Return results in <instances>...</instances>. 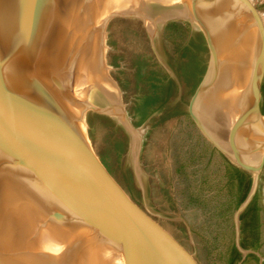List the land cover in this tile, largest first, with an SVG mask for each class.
I'll use <instances>...</instances> for the list:
<instances>
[{"label": "water", "instance_id": "obj_1", "mask_svg": "<svg viewBox=\"0 0 264 264\" xmlns=\"http://www.w3.org/2000/svg\"><path fill=\"white\" fill-rule=\"evenodd\" d=\"M213 1L224 8L219 20V30L222 32L215 36V40L205 27L196 25L191 17L184 14L159 13V26L170 18L179 17L191 25L189 41L202 32L208 49V62L190 97L187 111L227 160L251 176L252 187L235 216L236 242L245 255L247 250L239 243V217L256 192L259 167L264 161V115L259 109L264 76V22L252 0ZM68 2L50 0L49 18L46 13L43 17L46 12L44 0H0V156L5 164L7 161L14 167L10 166L11 176V171L17 169L28 177L32 190L29 192H33L32 196L45 207L46 219L42 216L43 222L46 226L50 224L48 226L56 234V237L48 235L37 223H33L34 228H30L29 232L15 229L8 234L3 231L4 219L0 214V264H180L143 208L98 160L89 135L87 113L92 111L109 116L117 126L123 128L130 149L135 145L136 125L124 109L126 125L112 115L114 104L107 94L99 92L105 107H97L72 92L71 74L79 64L76 55L80 57V51L85 54L81 58H87L92 64L90 69L98 73L103 71L106 74L104 69L113 67L107 63L102 50L106 22L115 16L146 17L141 12L133 11L132 7L110 11L101 23H94L100 32L90 35L85 44L88 45L87 49L82 48L74 53L71 45L69 48L67 46L73 34ZM175 5L185 6L187 0ZM237 17L240 18L239 25L231 31L230 37L236 41L243 35L241 21L244 20V27L259 29L263 50L260 67L248 92L249 98H244L243 94L241 102L244 106L240 109L241 116L249 115L255 119L259 135L246 137L243 131H235L239 136L237 140H241L237 143L245 145L257 156L254 168L235 160L231 152L224 148L221 138L212 133L214 129L220 132V127L203 122L196 111L207 93L211 92L217 97L221 92L224 96L220 87L208 90L219 70L220 51L228 46L224 33L227 26L232 24V19ZM143 25L153 52L158 56L155 60L150 55V60L162 67L168 77L178 84L175 70L158 55L153 43L154 31L146 22ZM32 38L34 47L24 43ZM57 40L59 47L62 46L59 52L54 50L53 45ZM108 78L117 93L116 106L120 109L119 82ZM226 99L230 104V98ZM217 109L220 111V108ZM222 111L227 112V108L223 107ZM235 151L240 153V149ZM18 195L21 201L31 200ZM14 197V194H9L6 199L10 202L16 199L17 202ZM31 202L29 205L35 206ZM21 207L30 210L29 206Z\"/></svg>", "mask_w": 264, "mask_h": 264}, {"label": "rangeland", "instance_id": "obj_2", "mask_svg": "<svg viewBox=\"0 0 264 264\" xmlns=\"http://www.w3.org/2000/svg\"><path fill=\"white\" fill-rule=\"evenodd\" d=\"M252 1L264 22V0ZM106 2L103 4L101 14L94 18L96 24L101 23L110 11L128 8L138 0H113L112 7H109L108 0ZM178 2L180 4V1ZM164 6H167V2ZM94 8L96 10V7ZM151 18L153 20L144 19L141 16H115L106 22L102 34V50L108 64H110L111 50L125 53L126 57L120 59V67H125L127 70L130 69V61L127 57L133 56L136 52L158 59L153 52L143 22H146L154 31V46L158 50L159 57L168 64H170V54L176 46L188 45L191 27L189 21L174 17L159 26L158 15ZM170 22L178 23L180 29L169 26ZM182 23L186 25L183 26ZM94 26L97 29L94 33H99L98 27L95 24ZM197 35L195 40H200L201 35L199 33ZM192 51L196 53L198 67L204 70L208 62V49L206 48L200 54L195 47L191 48L189 53ZM190 54L184 60L189 61ZM82 71L84 76L81 74V78L78 75L73 77L75 79L73 82H76L75 87L73 86L75 95L97 107H105L99 92L91 83L98 77L109 82L108 76L117 80V68L113 66L104 69L108 76L103 71L98 73L90 69L87 65ZM187 71L188 75L184 77L175 70L179 82L172 94L164 103L157 102L150 106L155 107L154 111L140 123L135 124L136 143L132 149L125 135L126 146L119 155L118 163L123 171L130 174L133 182V189L129 190L131 196L156 225L178 263L223 264L220 253H223L226 246L236 239L235 216L237 208L244 199L239 204L232 203L229 206V189L225 176L227 158L206 138L187 111L190 97L199 82L198 77H201L199 71L196 75L190 73V68ZM105 80L104 82L108 83ZM120 89L122 115L125 117L122 109L126 113L132 112L135 115L143 113L145 98L140 96V92L128 94L121 87ZM136 94L140 96L136 99L138 105L132 108V101ZM203 102L205 101L203 100L200 104ZM259 109L264 115V76L260 88ZM112 115L117 117L114 112ZM119 122L126 125L127 118L125 117V122L121 120ZM123 133L125 134L124 130ZM259 170L260 176L256 190L260 187L262 224L260 245L255 250L258 258L252 264H264V161ZM249 177L250 190L252 179L250 175Z\"/></svg>", "mask_w": 264, "mask_h": 264}, {"label": "bare ground", "instance_id": "obj_3", "mask_svg": "<svg viewBox=\"0 0 264 264\" xmlns=\"http://www.w3.org/2000/svg\"><path fill=\"white\" fill-rule=\"evenodd\" d=\"M44 1L46 2L44 8L46 12H44L43 17H45L46 13V16L48 15L50 18V0ZM106 1L107 0H69L68 7L70 9V15L72 18L73 34L71 36L72 40L70 39V43L67 46L69 48L71 45V50H74V53L77 50H83L82 48H86L88 46L85 45L88 43V38H90V35L97 30L93 24V20L95 23V19L101 14V10L104 6L103 4H105ZM178 1H180V3L182 2V0H138L137 3L132 4L129 7H132L133 11L141 12L148 19H152L151 17L158 15L159 13H177L188 15L192 18L196 25L205 27L210 33L212 39L215 40V36L220 35L222 31L220 32L219 30V20L224 9L220 4L215 3L213 0H187V5L179 7L175 5L179 4ZM166 2L167 6H164ZM108 3L109 7H112L114 4L113 0H108ZM94 7H96V10ZM239 19L240 18L238 17L233 18L232 24H229L226 28L227 32H225L224 35L226 37V43H228V46L226 50L220 51L219 70L217 71V74L212 81V85H210L208 90L209 92L213 89H219L220 87L224 96L221 94V92L217 97L211 92L207 93L206 97L204 98L205 102L198 104L196 111L203 122L208 123L212 127H220V132L214 129L212 133L216 137L221 138L224 148L231 152L232 157H234L235 160L241 161L243 164L254 168V166L257 164V156L250 152L245 145L237 143L238 141L241 142V140L240 138L237 140L239 136H237L238 134H235V131H243V135L246 137L259 135V129L257 128L258 126L255 119L249 115L241 116L240 109L242 106H244V104L241 102L243 94H245L244 98H249L248 92L251 90V83H253V80L260 67L263 57V50H261V36L259 29H256V27L255 29L244 27L243 19V21H241V31H244H242L243 35L240 36V38L238 37L239 39L237 38L236 41L234 37H230L232 35L233 29L239 25ZM48 30L50 33V28H48ZM25 41L27 42H24L26 45L32 44L33 47L35 46L34 38H32L31 41ZM53 45L55 47L54 50L58 52L61 51L62 46L59 47L58 40ZM230 45L232 46L230 47ZM82 53L83 52L80 51V57L76 55V60H79V65L76 66L77 68L73 69L74 75L71 74L73 93H75L73 89L76 83L73 82V80H75L74 78L77 75L81 78V74L83 75L82 70L85 69V65H88L89 68L90 65H92L90 62H88L87 58H81V56L85 55ZM28 62L32 63L30 59H28ZM92 62L93 60L91 63ZM104 80L105 79L100 77L94 78V81L91 83V85L98 92L107 94L111 98V101L114 104L112 110L114 113H116L117 119L125 122V117L122 115L120 109L116 106L118 105V98L114 86L107 80L105 81L108 83H105ZM228 97L230 98V104L226 101V98ZM217 98L219 99L217 100ZM223 107L224 109L227 108V112L222 111ZM217 108H220V111ZM236 149H240V153L238 152L237 154L235 151ZM241 152L246 154L243 155ZM10 166L11 165L7 161L5 164V161H3L2 157L0 156V214H2V218L4 219L2 223L4 226L2 227L3 231L8 233L13 232L12 230L16 229L29 232L31 230L30 228H34L33 223H37V225L41 227L42 231H46L45 233L48 235L56 237L55 232H53V230L49 227L50 224H47L46 226V224L43 222V218H45V207L42 206L40 200L38 201V199L33 197L34 195L32 196L33 192H29L32 190L31 186L29 185L28 177L20 173V171H17V169L16 171H11L13 174L11 176L9 172L11 170ZM11 167L14 168L13 166ZM17 193L20 194L21 197L31 199L35 203L36 207L29 205V203H32L31 200L21 201L18 199L20 196ZM6 194H14L15 197L13 199L17 198V202L21 201L19 202L20 204L22 203L21 206H29L28 208L30 210L19 206V204L16 202V199L15 201H8L6 199ZM15 204L18 205V207L15 206ZM26 224H28L30 227H28Z\"/></svg>", "mask_w": 264, "mask_h": 264}, {"label": "trees", "instance_id": "obj_4", "mask_svg": "<svg viewBox=\"0 0 264 264\" xmlns=\"http://www.w3.org/2000/svg\"><path fill=\"white\" fill-rule=\"evenodd\" d=\"M182 24L183 26L186 25L185 23ZM168 25L171 27L174 26L177 30L180 29V25L176 22H170ZM193 47H195V50H198L199 54L203 50H206V46L201 40L191 39L188 45L183 46V44H179L170 54V64L178 74L184 77L188 75V68H190V73L194 75L199 71V76H202L201 74H203L205 70V68L204 70H200V67H198L196 53L193 51L190 52L191 54L189 53ZM180 48L182 50H180ZM188 54H190V58L189 61H186L184 58L188 56ZM109 56V63L117 68L116 79L120 87L128 94L140 92V96L145 98V107L141 120H144L154 111L155 107L151 108L150 106L157 102L160 104L164 103L174 91L176 86L174 80L168 77V74L162 67L156 65L149 57L143 55V53L136 52L133 56L127 57L130 61V69L128 70L125 67H120V59L126 57L125 53H118L111 50ZM198 78L200 80L201 77ZM140 96L138 94L134 96L132 108L138 105L136 99ZM87 120L92 147L98 160L109 175L131 196L125 172L118 163V157L126 146V136L124 133L118 131L112 119L105 114L90 111L88 112ZM138 123H140V121ZM225 176L227 177V186L229 189V206L232 203L239 204L248 193L250 188V177L246 171L227 160H225ZM260 194L259 187L252 201L246 208L245 213L250 211L255 214L257 218L259 217L262 209ZM256 222L257 229H255L254 232L257 238L252 243H245V246L257 248L260 245V227L262 222L258 220ZM220 257L223 264H234L235 262V259H231L225 263L224 253L222 252L220 253Z\"/></svg>", "mask_w": 264, "mask_h": 264}, {"label": "flooded vegetation", "instance_id": "obj_5", "mask_svg": "<svg viewBox=\"0 0 264 264\" xmlns=\"http://www.w3.org/2000/svg\"><path fill=\"white\" fill-rule=\"evenodd\" d=\"M201 35V41L204 43V40L202 38V32H199ZM205 44V43H204ZM206 46V44H205ZM207 48V46H206ZM130 117V120L133 124L138 123L142 119V113L135 115L132 112L127 113ZM113 121V120H112ZM114 122V121H113ZM115 124V122H114ZM115 127L118 129V131L123 133V130L120 126H117L115 124ZM126 135V134H124ZM119 159V157H118ZM119 162V160H118ZM125 172V177L127 180V183L129 185L130 189H133V182L131 180L130 174ZM257 191V190H256ZM256 194V192H255ZM247 208V207H246ZM246 208L242 211L239 217V243L240 245L247 250L246 254L243 255L242 251L238 247V244L236 242V239L234 242L229 243L224 253V261L225 263L230 261L231 259H235L234 264H252V262H256L258 258V254L256 253V248L252 246H245V243L249 244L256 240V233L254 232L255 229H257L256 221L258 220L261 222V213L259 214V217L255 216V214L251 213L250 211L245 213ZM245 228V231H244Z\"/></svg>", "mask_w": 264, "mask_h": 264}, {"label": "crops", "instance_id": "obj_6", "mask_svg": "<svg viewBox=\"0 0 264 264\" xmlns=\"http://www.w3.org/2000/svg\"><path fill=\"white\" fill-rule=\"evenodd\" d=\"M254 195H255V194H254ZM254 195H253V197H254ZM253 197H252V199H253ZM252 199H251V201H252ZM251 201H250V202H251ZM249 204H250V203H249ZM249 204H248V205H249ZM247 207H248V206H247Z\"/></svg>", "mask_w": 264, "mask_h": 264}]
</instances>
